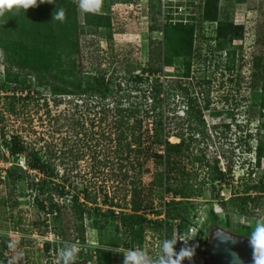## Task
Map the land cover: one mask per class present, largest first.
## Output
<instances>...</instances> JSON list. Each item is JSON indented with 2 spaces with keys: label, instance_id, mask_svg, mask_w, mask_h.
<instances>
[{
  "label": "rangeland",
  "instance_id": "374dc122",
  "mask_svg": "<svg viewBox=\"0 0 264 264\" xmlns=\"http://www.w3.org/2000/svg\"><path fill=\"white\" fill-rule=\"evenodd\" d=\"M129 1L101 0L97 12L111 15V37L104 28L86 26L79 0L69 1L77 38L71 59L83 82L82 94L53 95L49 88L60 86L59 82L49 79L47 86L38 87L33 73L15 69L20 74L18 79L28 80L33 91L25 96L17 87L14 92L20 99L1 98L11 95V87L1 82L4 62L0 50V128L8 136L18 134L27 146L46 155L56 173L49 180L28 168L24 154L11 158L0 145V254L6 264H61L60 250L65 245H74L80 252L74 264H106V260L108 264H123V257L131 250H143L155 260L161 241L167 238L161 229L145 230L140 247L124 248L116 247L123 234L116 232L115 226L122 214L130 213L133 199L140 201V213L147 219H162L154 212L163 210V203L172 198L164 191V180L172 187L186 180L192 191L204 182L200 196L181 201L188 205L189 221L179 237L192 238L177 244L193 249L191 258L183 264H207L205 243L212 230L224 227L227 232L249 239L251 226L258 219L264 220L262 213L255 220H245L228 205L220 208L210 193L208 166L195 159L204 156L211 164L219 156L220 166H230V183L213 184L224 198L231 194V186L241 189L264 176V155L259 168L252 169L260 143L264 150V119L257 114L251 117L248 112V105L258 107L264 96V86L259 85L264 66V0L218 1L217 21L232 23L242 32L224 50L216 46V22L200 20L198 0ZM8 13L0 15V30L6 27L11 35L25 37L24 29L18 31L19 18L6 19L4 15ZM177 21L194 25L193 57H173L170 65H161L158 74L148 77V84L130 80L128 68L134 67L132 74H138L141 66H160L156 56L167 55L161 27L165 22ZM29 24L24 22L25 26ZM188 59L192 67L191 75L186 77L183 71ZM91 77H103L100 93L91 89L95 86L92 80L85 83ZM153 82L159 86L157 93L149 86ZM178 83L187 87L186 95ZM63 85L68 88V84ZM11 102L13 112L7 110ZM259 108L264 112V106ZM187 116L194 120L193 124ZM198 118L204 122L203 127L198 125L204 134L192 129ZM216 123L220 124L212 128ZM247 134L250 137L245 148L242 141ZM181 138L189 146L171 153L169 163L153 158L154 153H163L165 141L173 144ZM169 166L174 171H168ZM7 169L12 172L10 178ZM54 184L64 185L67 195L60 197ZM40 185L49 191L38 193ZM82 188H87L95 201L87 202L84 208L80 197L81 203L73 208L71 196ZM47 193L58 209L54 214L37 208L36 199H43ZM87 208L90 209L86 211ZM108 210H113L116 218ZM172 237L178 239L177 234ZM6 239L7 249L2 250ZM46 242L50 243L47 249ZM192 242L196 245L191 246ZM177 244L175 249L179 251L183 247Z\"/></svg>",
  "mask_w": 264,
  "mask_h": 264
},
{
  "label": "trees",
  "instance_id": "16d2710c",
  "mask_svg": "<svg viewBox=\"0 0 264 264\" xmlns=\"http://www.w3.org/2000/svg\"><path fill=\"white\" fill-rule=\"evenodd\" d=\"M69 1L72 0H45V2L40 3L37 0L35 6L29 7L25 11L19 10L18 13L9 11V13L4 15L6 19L11 17L19 18V29H24L22 33H25V37L22 35H11L6 27L5 30H0V50L2 53V59L4 62L3 67V78L1 82L8 83L10 85L11 95H4L1 98L6 99L10 97L12 101L14 99H20V96L15 95V90L19 87L20 92L24 91L25 96L28 95L27 92L33 91L32 85L28 80L21 79L19 80V72H16L15 69L27 70L30 73H33L36 78L37 86H47V81L53 80L59 82L60 86L52 85L49 89L53 95H66V94H82V91H85L82 87V80L75 71L74 59H71L76 51L77 38L74 36L76 30V20L74 17V10L71 7ZM123 2H130L129 0H122ZM219 0H198V10L200 12V20L203 22H216L214 29V39L216 40V46L218 50H224L225 45H229L233 37H238L241 35V27H234L232 23H227L226 21H217V7ZM54 17V18H53ZM26 18H29L30 21L27 22ZM53 18V19H52ZM43 19V20H41ZM83 21L84 24L88 27L97 29L104 28L107 30V37H111V15L102 12H85L83 11ZM25 23H30L28 26L24 25ZM3 20H0V27L3 26ZM5 26V25H4ZM161 32L163 38L166 42V53H162V57L157 55V61H160V66H141L138 74H132V69L134 67L128 68L127 73L130 80L135 83H147L149 76L158 74L163 65H170L171 59L173 57H186L192 58V37L194 32V25L189 22H165L161 27ZM264 33V24L262 26ZM264 35V34H263ZM233 53V51L231 52ZM186 60L184 62V76L191 75L192 61ZM66 61V63L64 62ZM70 60V61H69ZM68 61V62H67ZM66 64V65H65ZM162 65V66H161ZM136 68V66H135ZM137 69V68H136ZM135 70V69H134ZM260 84L261 88L264 86V66L261 67L260 72ZM72 77V78H70ZM48 78V79H47ZM92 80V82H91ZM91 82V89L101 92V86L103 83V77L96 80V78L91 77V79L86 80L85 83ZM202 83H209L207 80H201ZM259 83V82H258ZM63 84H68V88ZM149 86L158 91L159 86L155 85V82L150 83ZM138 87V86H137ZM179 90H182L183 93L188 91L187 87L177 84ZM254 89L257 88V85L254 84ZM3 88V84L0 83V89ZM22 93V92H21ZM38 94V92H35ZM191 103L194 100H189ZM12 102L8 105L7 110L13 112ZM194 105L196 102L194 101ZM264 106V96L261 97L259 106L253 105L252 103L248 105V112L251 117H254L256 114L261 119H264V112H261V108ZM193 109V107H191ZM148 116V113L146 112ZM188 122H194L193 119H190L187 116ZM197 124L193 125V130L205 133L203 128L204 122L201 119H196ZM158 122V121H157ZM160 122V121H159ZM199 125V126H198ZM237 127L240 128L238 124ZM216 125H212V128H216ZM225 127H228L227 125ZM190 130V129H189ZM247 139L242 141V138H238V142L241 141L245 144L247 148V143L249 135H246ZM183 138L179 142L170 144L168 142L163 143V153H154L153 158L157 161H162L166 164L169 163L171 159V153H178L181 149H187L189 143H185ZM0 145H2L6 152L11 158H16L21 154H24L27 157V166L29 169L42 173L49 180H52L56 177L54 173V168L46 155H43L39 150H36L32 147L27 146L25 142L21 139L18 134L6 135L3 128H0ZM262 144L260 143L257 149V157L255 161V166L252 169L259 168L261 156L264 155V150L262 149ZM199 163L206 164L208 166L209 172L208 177L211 184L212 191L211 195H214L220 208L227 207V205L232 209L234 213L240 215L245 220H255V216H258L260 213L264 214V176L261 175L260 179L256 183H248L241 189L238 187L231 186V196L227 199L221 197L218 193V189H213V184L217 181H223L225 184H229V180H232L230 166H227V171L222 172L219 169L218 161L216 158L211 160V164L204 159V156L195 158ZM195 160V161H196ZM229 162H232L231 160ZM229 165V164H228ZM168 171H174L172 166L168 167ZM251 169L248 170V173ZM253 171V170H252ZM251 171V174L253 173ZM166 173V172H165ZM181 173H183L181 171ZM230 173V174H229ZM247 173V174H248ZM24 174V172H23ZM184 174V173H183ZM229 174V175H228ZM12 172L7 169V177H11ZM1 180V178H0ZM166 180L163 182L164 191L170 193L172 198L167 202L163 203V210H156L154 212L155 216L162 215L163 218L156 219H147L144 214L140 213L142 206L140 201L132 200L130 204V213L122 214L118 219V225L115 226L116 232H122V242H116V247L124 246V248H133L140 247L144 241L143 235L145 230H162L163 236L167 238H172L173 233L177 235L181 234L182 228L186 227L185 222L189 221V210L188 205H184L181 201L183 199L193 198L194 199L200 196L201 188L204 182H200L196 190L192 191L191 185L188 181L181 183L178 187H172L166 184ZM162 184L158 182V185ZM240 185V184H239ZM55 191L60 197L67 195V191H64V185L54 184ZM45 188L43 185L39 186L38 193H44ZM79 193V194H78ZM133 194H138L134 192ZM175 196H178L180 200H176ZM82 197L83 207L84 204L94 203L95 199L90 197L88 194L87 188H82L78 192L71 196L72 207L76 208L81 202L79 198ZM106 198V197H105ZM135 198V196H133ZM37 208L41 211H46V213L54 214L57 212V207L52 201L51 196L47 193L43 199H36ZM112 203V202H111ZM193 205V203L191 204ZM86 207V205H85ZM84 207V208H85ZM87 208L86 211H88ZM96 211L97 209L94 208ZM93 210V209H92ZM112 217L114 215L113 210H108ZM105 215V214H104ZM176 221V226L172 222ZM183 221V222H181ZM182 235V234H181ZM2 250L7 249V239L2 242ZM177 245L183 247L179 242ZM50 247V243H45V249ZM100 253V250H97ZM104 252L102 254L108 256V253ZM80 255V252H78ZM109 260H106L108 264ZM0 264H6V259L2 258L0 254Z\"/></svg>",
  "mask_w": 264,
  "mask_h": 264
},
{
  "label": "clouds",
  "instance_id": "9594fccd",
  "mask_svg": "<svg viewBox=\"0 0 264 264\" xmlns=\"http://www.w3.org/2000/svg\"><path fill=\"white\" fill-rule=\"evenodd\" d=\"M39 2L43 3L45 0H39ZM36 4L37 0H0V15L12 10L25 11ZM78 6L85 12H97L101 6V0H79ZM217 124L220 123L213 125ZM224 229L227 228L223 227L217 229V235L223 237L225 241L233 240L231 232H227ZM247 236L252 248V264H264V220L258 219L254 226H251V231ZM191 238L192 237H188L182 241H187ZM177 240L178 239L171 238L163 239L159 245V255L155 260L143 250H131L126 257H123V264H183L186 258H191L193 249L183 247L177 251L175 249ZM77 254L76 246L65 245L60 250L61 264H74V258ZM233 264H240L239 257L236 256V254H233Z\"/></svg>",
  "mask_w": 264,
  "mask_h": 264
},
{
  "label": "water",
  "instance_id": "95a60500",
  "mask_svg": "<svg viewBox=\"0 0 264 264\" xmlns=\"http://www.w3.org/2000/svg\"><path fill=\"white\" fill-rule=\"evenodd\" d=\"M217 229L211 231L205 243L207 264H233V254L239 257L240 264H252L249 239L231 233L234 242L225 241L223 237L217 235Z\"/></svg>",
  "mask_w": 264,
  "mask_h": 264
},
{
  "label": "built area",
  "instance_id": "2783aa9c",
  "mask_svg": "<svg viewBox=\"0 0 264 264\" xmlns=\"http://www.w3.org/2000/svg\"><path fill=\"white\" fill-rule=\"evenodd\" d=\"M183 22V21H182ZM186 22V21H185ZM156 99V98H155ZM151 101H152V99H151ZM149 105V104H148ZM149 108V107H148ZM217 158H219L220 159V157L219 156H216V159ZM223 158H224V156H223ZM220 163V162H219ZM218 166H219V169L222 171V172H226L227 170V168L225 169V168H223V165H221L220 166V164H218ZM219 193V192H218ZM220 196L222 195V194H219ZM231 196V194L227 197V198H229ZM222 197V196H221ZM224 198V197H223ZM227 198H225V199H227ZM175 235H176V233H174V237H175ZM176 238V237H175ZM182 240H184L183 238H181V237H179V235H178V240H177V242L178 241H182ZM182 242H185V241H182ZM191 242V241H190ZM193 243V244H192ZM191 243V246H194V245H196V242H192Z\"/></svg>",
  "mask_w": 264,
  "mask_h": 264
}]
</instances>
